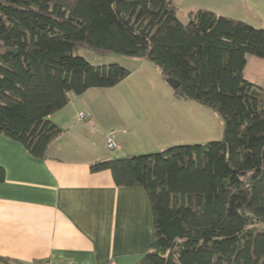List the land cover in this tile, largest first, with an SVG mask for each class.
Returning <instances> with one entry per match:
<instances>
[{"label": "trees", "instance_id": "obj_1", "mask_svg": "<svg viewBox=\"0 0 264 264\" xmlns=\"http://www.w3.org/2000/svg\"><path fill=\"white\" fill-rule=\"evenodd\" d=\"M79 46L152 61L179 80L178 97L224 121L220 140L90 166L117 186L142 185L150 199L154 241L134 264H264V86L245 72L248 55L264 60V27L204 8L184 23L173 0H0V133L34 157L46 158L64 132L49 116L70 92L131 74L93 65Z\"/></svg>", "mask_w": 264, "mask_h": 264}, {"label": "crops", "instance_id": "obj_2", "mask_svg": "<svg viewBox=\"0 0 264 264\" xmlns=\"http://www.w3.org/2000/svg\"><path fill=\"white\" fill-rule=\"evenodd\" d=\"M173 1L184 23L190 13L204 8L264 27V0ZM253 61L250 81L264 86V61ZM69 98L67 106L49 116L64 132L50 143L46 158L32 156L0 133V166L5 169L0 182V256L23 264H134L154 241L150 199L142 185L117 186L110 171L94 172L90 166L112 158L107 133L116 130L129 137L143 123L116 117L111 122L116 127L106 129L99 143L90 132L99 123L95 109L83 107L89 119L80 120L83 110L75 111L81 100L70 93ZM127 136L114 157L136 155Z\"/></svg>", "mask_w": 264, "mask_h": 264}, {"label": "rangeland", "instance_id": "obj_3", "mask_svg": "<svg viewBox=\"0 0 264 264\" xmlns=\"http://www.w3.org/2000/svg\"><path fill=\"white\" fill-rule=\"evenodd\" d=\"M181 19L186 21V17ZM74 52L93 65L119 63L131 71V74L116 86L90 88L84 95L70 92L73 98L81 100L79 107H76V113L88 105L95 109L99 123L96 122V128H90V132L92 131L91 134L99 143L104 142L102 138L106 129L116 127L111 124L115 122L116 117L119 121L120 118L128 121L138 118L140 123H143L134 135H115L120 146L127 136L129 146L136 150V155L159 152L179 144H204L222 139V115L202 103L178 97L163 78L160 68L152 61L120 54L102 55L83 46H79ZM248 57L251 59L245 67L246 77L253 80V60H264L252 55ZM85 110L84 108L83 112H86ZM119 151L120 149L111 151L107 148L111 157L118 156Z\"/></svg>", "mask_w": 264, "mask_h": 264}, {"label": "built area", "instance_id": "obj_4", "mask_svg": "<svg viewBox=\"0 0 264 264\" xmlns=\"http://www.w3.org/2000/svg\"><path fill=\"white\" fill-rule=\"evenodd\" d=\"M79 119L80 120H88L89 119V114L86 112H80L79 114ZM116 130H111L106 137V145L107 148L111 151L120 149V145L117 143L116 139H115V135H116ZM45 264H68V263H63V262H58V261H48ZM108 264H114L113 262H110Z\"/></svg>", "mask_w": 264, "mask_h": 264}, {"label": "water", "instance_id": "obj_5", "mask_svg": "<svg viewBox=\"0 0 264 264\" xmlns=\"http://www.w3.org/2000/svg\"><path fill=\"white\" fill-rule=\"evenodd\" d=\"M12 52H14L15 54H17L18 53V51H17V49H13L12 50ZM167 83L174 89V90H176V89H178L179 88V86H180V82H179V80H177V79H175V78H168L167 80ZM126 156H120V157H118L119 159H124Z\"/></svg>", "mask_w": 264, "mask_h": 264}]
</instances>
